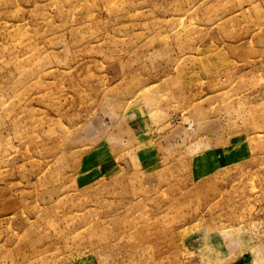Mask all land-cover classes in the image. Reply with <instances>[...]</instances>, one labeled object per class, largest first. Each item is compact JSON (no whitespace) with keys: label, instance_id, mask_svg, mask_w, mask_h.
Listing matches in <instances>:
<instances>
[{"label":"rangeland","instance_id":"1","mask_svg":"<svg viewBox=\"0 0 264 264\" xmlns=\"http://www.w3.org/2000/svg\"><path fill=\"white\" fill-rule=\"evenodd\" d=\"M0 264H264V0H0Z\"/></svg>","mask_w":264,"mask_h":264}]
</instances>
